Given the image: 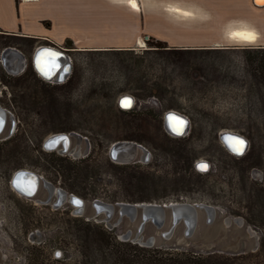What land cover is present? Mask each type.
<instances>
[{"label": "rangeland", "instance_id": "obj_1", "mask_svg": "<svg viewBox=\"0 0 264 264\" xmlns=\"http://www.w3.org/2000/svg\"><path fill=\"white\" fill-rule=\"evenodd\" d=\"M230 1L216 8L217 17L213 13L215 17L190 21L197 39L191 48L168 46L166 41V47L157 48L158 39L150 35L142 40L146 46L135 50H71L72 73L60 84L42 81L32 69L33 51L47 42L0 34V51L3 44L14 43L26 52L28 65L19 75L8 76L0 64V92L8 100L14 97L19 119L12 137L7 130L0 135V264H114L109 249L98 248L95 237L100 228L110 232L104 223H115L118 209L101 222L105 213L95 216V198L218 206L222 211L217 209L211 223L199 210L190 237L184 235L183 223L169 238L161 236L170 226L168 211L164 225L156 229L147 222L142 237L155 236V244L148 247L172 253L164 257L183 252L207 257L210 264H264V36L229 40L217 48L201 42L205 34L227 39L230 22L244 18L262 26L257 10L243 0ZM187 18L179 15L180 24L187 25ZM123 94L137 99L128 113L119 109ZM172 108L190 118L189 136L173 139L164 132L163 115ZM224 130L249 139L242 158L223 146ZM58 131L87 136L88 155L74 159L70 152L45 149L44 140ZM130 137L152 155L148 163L122 168L124 164L111 162L109 148ZM77 143L73 137L72 149ZM79 145L84 149L86 142ZM199 160H207L210 169L196 166ZM15 167L43 177L34 197L12 190ZM44 181L81 196L84 211L75 213L68 199L55 209V195L47 204L39 202L47 195ZM226 217L232 219L230 225ZM236 217L244 219L243 225ZM139 220V215L135 221L124 217L110 233L119 241L131 230L133 240Z\"/></svg>", "mask_w": 264, "mask_h": 264}, {"label": "crops", "instance_id": "obj_2", "mask_svg": "<svg viewBox=\"0 0 264 264\" xmlns=\"http://www.w3.org/2000/svg\"><path fill=\"white\" fill-rule=\"evenodd\" d=\"M136 1L138 10L132 7L131 0H0V31L57 44L67 43L79 51L135 50L143 48L138 41L145 43L144 39L147 41L150 35L166 41L168 46L191 48L197 39L192 29L195 24L192 26L190 21L217 17L216 8L227 3V0ZM242 3L257 10L262 26L255 25V20H249V24L264 36V5L258 6L253 0ZM175 5L192 13L187 25H181L179 15L168 9ZM224 7L227 11V6ZM201 40L212 48L229 42L206 34Z\"/></svg>", "mask_w": 264, "mask_h": 264}, {"label": "water", "instance_id": "obj_3", "mask_svg": "<svg viewBox=\"0 0 264 264\" xmlns=\"http://www.w3.org/2000/svg\"><path fill=\"white\" fill-rule=\"evenodd\" d=\"M253 2L258 6L264 5V4L263 5L258 4L256 0H253ZM40 48L41 49L42 48L52 49L51 47H47V46L40 47ZM10 53H11L12 58L18 59L17 70H21L25 64L24 57L19 52H17V50H14V49L8 50V52H6L2 57L3 63H7L8 61H11L10 59L6 57V56H9L8 54ZM56 57L61 58L58 54H56ZM60 62H61L60 65H62L63 64L62 61ZM68 64H70L69 61H68ZM122 98H130L131 106L134 104V98L130 94L122 95L119 99V103ZM120 107L123 109L130 108V107H122L121 104H120ZM169 114H175L183 118V120L186 121V126L184 127L183 130L187 129V126L189 124V119L187 118V116L177 113L175 111H168L166 113V116H168ZM228 135L242 138L244 141H246V147H247L248 145L247 139L243 135L237 132L221 133L220 137L221 139H224ZM77 137L80 138V136H77ZM52 140L58 141L57 144L61 142L64 148H67V146L69 145V135L66 133H57V134H53L49 136L48 138H46L43 142V147L45 149H53L51 145ZM138 149L142 150L143 153H147L146 148H144L139 143H136L134 141L118 140V141L113 142L110 145L109 156L111 157V159H113L117 163H129L135 160ZM245 149L243 153L245 152ZM75 156H78V155L75 154ZM201 162H205V161H201ZM39 178H40L39 174H37L34 171L20 169L19 171L14 173L11 183H12V186H14L21 193H25L26 195L31 196L36 192L39 186ZM45 186L49 189V192H50L49 196L55 193L56 196L58 197V199L53 202L54 207L59 206L66 199H68L70 203H74L77 206V208L74 210L75 213L83 212L84 210V200L83 199H81L80 197L74 194H67V192L64 189L57 188L50 182H45ZM49 199L50 197L46 201H43V202H49ZM92 207L94 209L95 215L105 213L106 219H109L114 215L116 208L118 209V220H120L122 216L126 215L132 221H135L139 215L140 216L139 224L133 236V240L131 241L135 243H140L144 246H152L155 244V236L152 235L145 240L142 237V232H143L146 222L151 220L152 222H154V224L158 228H161L166 221L167 211L169 213L171 223L168 229L161 232V236L165 239L169 238L172 235L175 227L179 224L180 221H183L185 224L184 225V235L186 237H190L197 227L199 213H200L199 210L205 211L207 215L206 221L208 223L213 221L216 211H217V208L210 204L197 203V202L192 203V202L179 201V200L169 201V202H160V203L146 202V201L112 203V202H105V201L96 199L92 202ZM231 221L232 219L230 217H226L225 224L230 225ZM234 221L238 225H243L244 223V219L242 217H236ZM248 231L251 234L254 233V231L251 229H248ZM131 235H132V231L128 230L126 234L121 235V237L130 238ZM212 251L213 250H210V252ZM241 251H243V248Z\"/></svg>", "mask_w": 264, "mask_h": 264}, {"label": "flooded vegetation", "instance_id": "obj_4", "mask_svg": "<svg viewBox=\"0 0 264 264\" xmlns=\"http://www.w3.org/2000/svg\"><path fill=\"white\" fill-rule=\"evenodd\" d=\"M0 34H3V35H7V36H10V37H12V36H14V37H20L21 39H28V40H32V41H40V40H38V39H35V38H33V37H26V36H20V35H15V34H9V33H4V32H1L0 31ZM44 41V40H43ZM44 42H47V44H43V45H39V46H37L36 48H35V50L33 51V53H32V56H31V65H32V69H33V71L35 72V74H37V76L42 80V81H44V82H47V83H54V84H60V83H62V82H64L67 78H68V76L72 73V68H73V61H72V56H71V50H77V49H75V48H73V46H69L67 43H64L65 44V46H60L59 44H57V43H55V42H51V41H44ZM44 46H47V47H51L52 49H49V48H47L46 50H47V52L45 51V53H44V55H43V63L44 64H46L47 65V72L46 73H48L46 76L45 75H43V74H41V73H39V71L37 70V68H36V66H35V56L39 53V51L40 50H42V49H45V48H40V47H44ZM40 48V49H39ZM10 49H14V50H17V52H19L23 57H24V66L22 67L23 69L22 70H17L16 69V66H14V68H12L11 69V71H9L8 69H6L5 68V66L3 65L4 63H3V61H2V57H3V55L6 53V52H8V50H10ZM56 54H58L61 58H58V57H56ZM9 56H6L8 59H10L11 60V53L10 54H8ZM64 56H66V57H64ZM7 59V60H8ZM13 61H15V62H17L18 60H17V58H13ZM26 61H27V58H26V52L23 50V49H21V48H19L16 44H14V43H7V44H3V46L1 47V51H0V64L3 66V68L5 69V71H6V73H7V75L8 76H16V75H19L21 72H23L24 70H26V68H27V63H26ZM60 61H62V65H60ZM68 61H69V63L70 64H68ZM58 67V68H57ZM52 69V70H51ZM65 73V74H64ZM2 82V79H0V83ZM5 95L6 94H4L3 93V91H1L0 92V135L5 131V130H7V132L9 133V135H8V137H12L13 136V134H14V132H15V130H16V128H17V126H18V112L16 111V109H15V107H14V102H15V99H14V97L12 96V98H10L9 100L8 99H6V97H5ZM130 95H132L133 96V98H134V103L137 101V99H136V96L135 95H133V94H130ZM11 103V105L9 104V102ZM118 103H119V101H118ZM119 106H120V103H119ZM133 108H134V106L132 105L130 108H127V109H123V108H121V107H119V109H121V110H125V111H132L133 110ZM168 111H175V112H177V113H180V114H182V115H185V116H187V118L189 119V124H188V126H187V129H185V130H183V132H182V134H177V133H175V132H173L172 131V129L171 128H166V125H165V114L168 112ZM190 118L188 117V115L185 113V112H182L181 110H179V109H169V110H166L165 112H164V115H163V125H164V128H163V130H164V132L166 133V135L167 136H169V137H171V138H173V139H182V138H185V137H187V136H189V134H190V130H188L190 127ZM57 133H66V134H68L69 135V145L67 146V148H64V146H63V144L60 142V143H56L55 144V148H53V149H48V150H50V151H56V150H58V152H60L61 154H66V153H68V152H70V155L71 156H73V158L74 159H78V158H84V157H86L87 155H88V153H89V148H90V142H89V138L87 137V136H83L82 134H79V133H77V132H74V131H72V132H64V131H58V132H56V133H52L51 135H53V134H57ZM51 135H49V136H51ZM48 136V137H49ZM77 136H80V138L79 137H77ZM47 137V138H48ZM76 138V140H77V146H76V148L75 149H73L72 151H70L69 150V147L70 146H72V138ZM245 137V136H244ZM246 139H247V141H248V145H247V148L245 149V152L243 153V154H236V153H234V152H232V151H229L227 148H225L226 150H227V152H229L233 157H236V158H242L245 154H246V152L249 150V145H250V141H249V139L247 138V137H245ZM6 139H4V141H5ZM121 140H127V141H134V142H136V143H139V144H141L144 148H146V150H147V153H143V151L141 150V152L138 154L137 153V155H136V157H135V160L134 161H132V163L133 164H140V163H148V161L150 160V157H151V155H152V152L147 148V147H145L141 142H139V141H137L136 139H133L132 137H130V138H124V139H121ZM81 141H85L86 142V147L84 148V149H81V147H80V142ZM116 141H118V140H116ZM115 142V141H114ZM70 149H72V147L70 148ZM86 149V150H85ZM69 150V151H68ZM75 154H77L78 156H75ZM138 157V158H137ZM111 158V157H110ZM112 161L111 162H113L114 164H124V165H127V164H129V163H131V162H129V163H117V162H115L113 159H111ZM202 160H199V161H197L196 163H195V165L197 166L198 164L200 165V162H201ZM203 161H206L207 163H208V167H207V169L205 170V171H207V170H209L210 169V163L207 161V160H203ZM195 165L193 166L194 167V169L196 170L197 168L195 167ZM198 165V166H199ZM20 169H22V168H18V167H15L14 169H13V171H12V175H11V180H12V177H13V175H14V173L15 172H17V171H19ZM23 170H28V171H33V170H30V169H23ZM198 170V169H197ZM199 171V170H198ZM34 172H36V171H34ZM199 172H202V171H199ZM37 174H39L38 172H36ZM39 176H40V178H39V186H38V188H37V190H36V192L33 194V195H31V196H26V195H24V194H19V192L15 189V188H13V186H12V183H11V180H10V184H11V186H12V190L16 193V195L17 196H24V197H28V198H31V197H34L36 194H37V192H38V189H39V187H40V183H41V180H42V176L39 174ZM45 182V181H44ZM50 183H52V182H50ZM45 184V183H44ZM53 184V183H52ZM54 185V184H53ZM55 186V185H54ZM46 187V186H45ZM46 189V191H47V195L45 196V198H43V199H38V201L39 202H41L42 204H47V203H49V202H43V201H46L49 197H50V199H49V201L51 200V198L53 197V195H55L56 196V194L55 193H53V195H51V196H49L50 195V192H49V189L46 187L45 188ZM61 189H63V188H61ZM65 190V189H64ZM66 192H67V194H69L68 193V191L67 190H65ZM75 195V194H74ZM76 196H78V195H76ZM78 197H80L81 199H83L81 196H78ZM58 199V197L56 196V198H55V200H57ZM84 200V199H83ZM95 200H96V198H95ZM98 200H100V199H98ZM103 201V200H102ZM70 203V202H69ZM70 204H72V203H70ZM62 205V203L59 205V206H57V207H54L53 206V204H52V206L56 209V208H58V207H60ZM215 206V205H214ZM72 207L74 208V210L76 209V207L72 204ZM219 211H222L218 206H215ZM84 211V210H83ZM206 214V213H205ZM95 216H98V215H95ZM207 216V215H206ZM124 217H127L129 220H131L128 216H126V215H124V216H122L121 217V219L120 220H118V218L115 220V223H113L112 225L109 223V224H107V223H104L105 224V227L106 228H108L109 230H110V232H112L113 231V229L117 226V225H119L121 222H122V220H123V218ZM105 219H106V216H105ZM109 219H111V218H109ZM109 219H106V220H102L101 222H105V221H107V220H109ZM147 222H149V221H147ZM146 222V223H147ZM207 222V221H206ZM150 223H152L153 224V226L157 229L158 227L154 224V222H152L151 220H150ZM170 223H171V221H170ZM179 223H183L184 224V222L183 221H180ZM208 223V222H207ZM211 223V222H210ZM138 224H139V222H138ZM185 225V224H184ZM138 226V225H137ZM145 227H146V224H145ZM145 227H144V229H143V231L145 230ZM136 229H137V227H136ZM184 231V230H183ZM143 233V232H142ZM124 234H126V233H124ZM123 234V235H124ZM118 239H119V241H123V242H130V238H128V237H124V238H122V237H118ZM135 243V242H134ZM137 244V243H136ZM140 244V243H139ZM140 246H144V245H142V244H140ZM145 247H148V246H145ZM57 253H59L60 254V251H57ZM195 255H198V254H195Z\"/></svg>", "mask_w": 264, "mask_h": 264}, {"label": "trees", "instance_id": "obj_5", "mask_svg": "<svg viewBox=\"0 0 264 264\" xmlns=\"http://www.w3.org/2000/svg\"><path fill=\"white\" fill-rule=\"evenodd\" d=\"M150 37L147 39V41ZM157 48L166 47L165 41H156ZM263 69V68H261ZM261 78L264 80V72ZM261 79V80H262ZM121 110V109H120ZM123 113L129 111L121 110ZM127 165H123L122 168ZM74 170L70 167V171ZM95 244L98 248L107 247L111 252L114 264H210L207 257L183 252L164 257L163 254H172L167 250L158 247H145L132 242H123L115 239L110 232L99 229L96 233Z\"/></svg>", "mask_w": 264, "mask_h": 264}, {"label": "bare ground", "instance_id": "obj_6", "mask_svg": "<svg viewBox=\"0 0 264 264\" xmlns=\"http://www.w3.org/2000/svg\"><path fill=\"white\" fill-rule=\"evenodd\" d=\"M256 2H257V0H256ZM258 4L263 5L264 3H258ZM131 5H132V7L134 9L138 10L140 8L139 4H138V2L136 0H131ZM168 9L170 11L174 12L175 14H178V15H182V16L183 15H187V16H191L192 15V13L188 9H184L181 6H178V5L170 7ZM238 19H240V18H238ZM244 19H242V20H240L238 22L237 21L230 22L231 27L227 28V30L225 32V37L227 38V40H230V41L254 40V41H256V40H258L261 37V34L252 25H250L248 21H246ZM138 42H139V45L142 46V47L145 45L142 40H139ZM46 49L47 48L40 50L39 53L35 56V66H36L37 70L39 71V73H41L43 75H45V73L47 72V65L43 63V61H44L43 60V55H44L45 51L47 52ZM17 64H18V61L15 62V61H13V58H11V61H8L7 63H4L3 65L5 66L6 69L11 71V69L14 68V66H16V69H17ZM123 95H125V94H123ZM120 97L118 98V101H119ZM122 99L120 100V104H121ZM170 115L171 114L166 116V114H165V125H166V128H168V129L171 128L169 120H168V117ZM177 117H179V116H177ZM226 132H233V131H228V130L225 131L224 130L222 133H226ZM227 137H230V136L228 135L224 139H221V142H222L223 146H225V148H227L229 151L234 152L232 150L231 146L229 145L228 141H227ZM231 137H236V136H231ZM57 142L58 141H56V140H52L51 141L52 148H55V144ZM70 148H71V146L69 147V150L72 151L73 149H70ZM201 164H205V165H207V167L209 166L206 161L205 162H200V165ZM13 188H15V187L13 186ZM17 191L19 192V194L26 195L25 193H21L19 190H17ZM26 196H28V195H26ZM72 204L77 208V206L74 203H72Z\"/></svg>", "mask_w": 264, "mask_h": 264}, {"label": "snow or ice", "instance_id": "obj_7", "mask_svg": "<svg viewBox=\"0 0 264 264\" xmlns=\"http://www.w3.org/2000/svg\"><path fill=\"white\" fill-rule=\"evenodd\" d=\"M258 3H264V0H257ZM48 73H45L47 75ZM122 107H130L131 106V99L130 98H123L121 101ZM170 127L173 132L177 134H182L184 127L186 126V121L183 120L181 117H177L175 114H171L168 117ZM227 141L229 145L231 146L232 150L236 154H243V151L246 147V141H244L242 138L239 137H227ZM201 170H206L207 165L201 164L198 166ZM79 203V202H77ZM59 256L60 254L57 253Z\"/></svg>", "mask_w": 264, "mask_h": 264}]
</instances>
